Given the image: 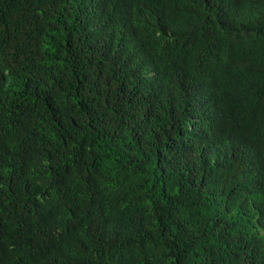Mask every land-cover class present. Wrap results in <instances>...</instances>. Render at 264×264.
I'll list each match as a JSON object with an SVG mask.
<instances>
[{"label": "trees", "instance_id": "obj_1", "mask_svg": "<svg viewBox=\"0 0 264 264\" xmlns=\"http://www.w3.org/2000/svg\"><path fill=\"white\" fill-rule=\"evenodd\" d=\"M0 264H264V0H0Z\"/></svg>", "mask_w": 264, "mask_h": 264}]
</instances>
